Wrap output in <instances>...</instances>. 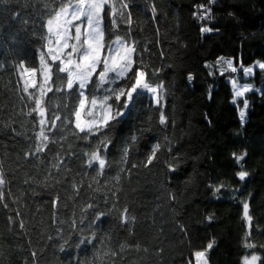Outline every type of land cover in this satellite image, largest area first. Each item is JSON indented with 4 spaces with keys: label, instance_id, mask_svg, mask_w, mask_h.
Returning a JSON list of instances; mask_svg holds the SVG:
<instances>
[{
    "label": "trees",
    "instance_id": "trees-1",
    "mask_svg": "<svg viewBox=\"0 0 264 264\" xmlns=\"http://www.w3.org/2000/svg\"><path fill=\"white\" fill-rule=\"evenodd\" d=\"M198 5H209V0H131V36L141 50L148 49L143 56L149 74L160 69L150 78L164 83L167 123L159 122L161 108L142 97L123 134L117 135L119 127L112 133L111 167L96 177L83 155L92 146L68 129L52 134L57 143L49 144L51 152L42 153L43 160L26 156L38 129L33 128L34 116L27 115L31 105L21 99L17 65L23 61L38 67L47 8L44 0L0 3V176L5 180L0 185V264H195V251L213 241L207 264H243L251 254L260 257L256 264H264V95L246 94L249 107L241 126L229 78L239 76L242 81V73L209 75L211 69L205 67L221 56L243 65L264 63V0H217L209 5L214 16L209 26L218 31L205 34L193 16L202 11ZM48 7L55 4L49 0ZM128 30L121 23L120 32ZM246 80L264 90V71L257 68ZM57 103L54 99L53 106ZM155 143L161 149L145 167ZM124 145L130 150L121 164ZM234 152L247 153L242 163L249 175L244 181L236 176L241 169ZM56 153L65 161L60 171L50 163ZM73 182L82 184L79 195ZM220 184L225 187L217 193L214 186ZM56 196L60 199L53 207ZM245 201L252 217L247 242L254 248L243 247L248 232ZM113 202L120 210L126 206L135 221L122 224L120 212L111 209ZM88 203L98 207L82 212ZM110 209L102 222L85 227L94 212ZM82 215L87 217L84 224L79 223ZM93 232L95 246L77 247L79 239ZM123 244L131 246L121 249Z\"/></svg>",
    "mask_w": 264,
    "mask_h": 264
},
{
    "label": "snow or ice",
    "instance_id": "snow-or-ice-1",
    "mask_svg": "<svg viewBox=\"0 0 264 264\" xmlns=\"http://www.w3.org/2000/svg\"><path fill=\"white\" fill-rule=\"evenodd\" d=\"M6 2L7 0H0V3ZM130 2L131 0H51L55 7H48L49 0H44L47 12L42 17L44 23L41 25L43 29L41 39L44 43L39 50V65L38 67L26 66L23 61L17 65L23 81L21 91L24 96L21 99L25 100V106L31 105L27 115L34 116L33 128L38 129L34 131L35 143L26 156L31 155L37 160H43L44 157L41 154L46 150L51 152L49 144L57 143L52 134L68 129L77 139L92 146L83 155L87 157L86 167L92 168L96 172V177H99L105 174L106 167H111L108 151L110 147L115 146L112 133L119 127L120 131L117 135L123 134V125L131 117L142 97L150 98L155 106L161 108L159 122L161 125H166L167 118L163 113L166 89L162 80L155 81L150 78V76L158 75L160 69H154L149 74L148 65L143 56L148 49L145 47L141 50L137 46L138 42L131 36L133 19L129 8ZM216 2L217 0H209V5ZM209 5H198L197 7L202 11L193 13L194 18L202 22L200 27L202 34L218 31L209 26L214 20L212 8ZM151 10L154 19L155 4H152ZM204 21L208 23H203ZM121 23L129 26L127 33L120 32ZM205 67L211 69L209 75L216 72L224 75L230 70L232 73L242 71L245 78L252 76L257 68L264 71L262 62L257 61L249 67L243 64L237 67L233 60L222 56L217 58L214 65L206 63ZM25 75L29 78L25 79ZM192 79L193 77L189 75V82ZM229 83L232 90L231 103L237 106L238 116L243 126L249 107L246 94L258 91L264 95V90L255 89L250 83L242 84L236 76L230 77ZM49 93L52 95L49 96ZM54 99L59 100L60 103L53 106ZM135 140L136 137L133 136L132 141ZM160 149V143L152 146L146 158L145 167L152 164ZM129 150L128 145L123 146L121 164L127 162ZM246 156V152L232 154L234 162L241 169L236 173L240 181H244L249 175L242 163ZM50 163L56 171H60L65 165L60 153L54 154ZM132 166L136 167V165ZM50 176L51 172H49ZM96 177L93 179L96 180ZM114 179L119 183L120 174L117 173ZM96 182L99 183V180ZM4 183L5 180L0 176V185ZM81 186L82 184L72 183L75 195H79ZM223 187H225L223 184L214 186V191L218 193ZM112 195L115 197L116 193L113 192ZM2 199L3 191L0 190V200ZM59 199V196L55 197L53 207ZM105 203H108L107 198ZM97 207L94 203H88L81 211L87 212L88 209ZM111 209L120 212L119 219L122 224L128 225L135 221V217L129 214L126 206L120 210L113 202ZM111 209L94 212L93 218L85 227L102 222L105 216L111 215ZM242 209L243 219L248 224L243 247L254 248V244L247 242L252 228L249 203L243 202ZM85 219L87 217L82 215L79 223L84 224ZM208 219L212 218L208 217ZM20 227L23 228V224ZM72 227L74 230L77 228L76 219H73ZM96 240V234L93 232L79 239L77 247L84 244L95 246L93 242ZM99 242L103 243V241ZM213 243L214 241L209 242L205 250L195 251L197 264H201V258H204L203 264H207L206 252L213 247ZM130 246L123 244L120 247L123 249ZM135 247L139 248L140 245L137 243ZM33 255L35 256V253ZM112 255L116 253L113 251ZM259 259L260 257L255 254L246 255L243 258V264H256Z\"/></svg>",
    "mask_w": 264,
    "mask_h": 264
},
{
    "label": "rangeland",
    "instance_id": "rangeland-1",
    "mask_svg": "<svg viewBox=\"0 0 264 264\" xmlns=\"http://www.w3.org/2000/svg\"><path fill=\"white\" fill-rule=\"evenodd\" d=\"M229 59H231V60H233V62H234V64L237 66V67H239V65H240V63H235V61H234V59H232V58H229ZM257 61H259V60H256V61H254L253 63H251V64H249V65H244L245 67H249V66H252V65H254ZM259 62H262V61H259ZM263 63V62H262ZM241 73H242V77H243V80L242 81H239L240 83H249V81L248 80H246L247 78H245L244 77V75H243V72L241 71ZM237 77V76H236ZM239 77V76H238ZM245 79V80H244ZM251 84V83H250ZM150 99V98H149ZM151 100V99H150ZM151 102L154 104V102L151 100ZM155 105V104H154ZM241 106H242V104H241ZM203 259L204 258H201V264H203ZM194 262H195V264H197V262H196V258H195V256H194Z\"/></svg>",
    "mask_w": 264,
    "mask_h": 264
}]
</instances>
